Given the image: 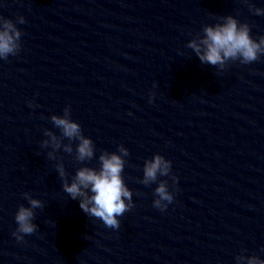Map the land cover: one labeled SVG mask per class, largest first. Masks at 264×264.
<instances>
[{
    "label": "clouds",
    "instance_id": "clouds-1",
    "mask_svg": "<svg viewBox=\"0 0 264 264\" xmlns=\"http://www.w3.org/2000/svg\"><path fill=\"white\" fill-rule=\"evenodd\" d=\"M248 4L249 11L254 15H264V8L256 7L249 0H242ZM222 23L206 25L203 35H196L191 39L187 47L192 49L202 64L217 67L224 70L229 61H239L241 64H250L264 55V36L255 40L250 35V26L240 23L232 15L220 17ZM23 16L17 18L14 23L11 19L0 16V59L7 60L9 56H15L21 49L22 32L17 24H24ZM151 102V97H150ZM30 106H32L30 102ZM53 125L60 129V136L45 129L44 135L49 137L43 140L41 147H51L53 151L47 153L48 158L56 160V151L61 148L62 140L67 139L69 143L64 144L63 151L72 154V141H78L75 148V160L77 162L89 161L94 157L95 146L91 138L82 133L81 126L71 118V106H66L63 115H52L50 117ZM129 155L128 149L123 145L118 146L117 152H102L99 157V169L83 166L76 170L75 175L68 182L67 173L62 162L55 167L62 179L63 190L72 199L79 200V207L88 216L103 221L106 227L119 229L118 217L129 211L134 205L132 191L126 186L122 172ZM171 161L162 155L156 154L152 159L146 160L143 167V179L139 182L145 186L157 182L158 177H168L171 173ZM173 186L177 178L171 176ZM24 198L29 206L20 205L15 221L17 228L13 235L17 241H23L25 235H31L37 230L33 223L35 209H42L44 203L32 198L29 193H24ZM153 206L161 211L166 210L168 204L173 202L174 195L169 191L167 180H160L154 190ZM246 260L247 264H264V259L258 256L245 257L243 254L236 257L237 264Z\"/></svg>",
    "mask_w": 264,
    "mask_h": 264
}]
</instances>
